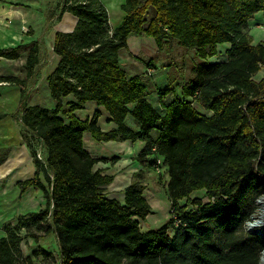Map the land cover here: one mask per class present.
<instances>
[{
  "label": "trees",
  "instance_id": "trees-1",
  "mask_svg": "<svg viewBox=\"0 0 264 264\" xmlns=\"http://www.w3.org/2000/svg\"><path fill=\"white\" fill-rule=\"evenodd\" d=\"M123 10L124 21L112 31L101 0H64L62 13L78 22L72 32L55 35L54 52L61 60L48 77L55 108L27 104L26 83L38 64L37 45L29 52L27 80L0 76V83L23 86L22 136L36 174L19 182L20 193L36 187L46 198L39 211L4 224L0 264H34L21 244L49 234L57 239L58 255L34 251L42 264H261L264 236L249 231L247 224L264 197V79L254 80L264 68V43H252L249 24L264 12V0H126ZM132 35L153 38L167 53L175 42L196 52L202 62L193 69L195 77L183 83V100L160 109L147 99L150 77L127 76L119 52ZM224 44L231 45L228 60L210 62ZM26 48L0 49V58L18 59ZM176 67H168L172 82L160 91V99L184 76L183 70L173 73ZM69 95L76 102L65 107ZM89 101L105 107L117 128L104 132L99 112L79 119L75 111ZM196 103L211 114L198 110ZM128 114L141 124L139 132L126 125ZM86 133L99 142L146 143L139 161L154 171L160 167L158 182L166 185L172 201V217L165 225L153 231L141 228L151 213L143 172L126 189L123 202L105 196L104 187L114 178L94 170L99 160L84 147ZM36 141L47 151L43 160ZM10 151L0 148V166ZM197 191H204V197L192 198Z\"/></svg>",
  "mask_w": 264,
  "mask_h": 264
},
{
  "label": "crops",
  "instance_id": "crops-1",
  "mask_svg": "<svg viewBox=\"0 0 264 264\" xmlns=\"http://www.w3.org/2000/svg\"><path fill=\"white\" fill-rule=\"evenodd\" d=\"M101 2L108 11L109 25L114 31L122 24L127 15L123 10L126 0H101ZM63 4L64 0H0V49L15 48L22 44L27 46L26 51L18 59L0 58V76H12L27 80L26 64L29 52L35 45L40 49L35 74L26 83V88L29 91L27 99L29 107L38 106L53 109L57 105L51 97L48 83V77L55 71L61 60L60 56L54 52L55 35L57 32H72L78 22L72 14L62 13ZM263 25L264 12L257 14L249 24V33L254 45L264 43ZM136 37L135 35L130 36L126 46L119 52L120 62L127 72V76L131 78L148 75L152 81L154 75L159 71V66L167 72L172 63L178 64L183 69L184 76L179 77L175 90L160 99L159 93L166 87L158 84L152 85L150 81L147 99L149 100L150 91L154 93L158 97V106L154 105L160 109L177 99L183 100L185 98L182 90L183 83L195 77L193 69L202 60L195 51L181 47L177 43L178 46H174L169 54L166 51H160L153 38L139 36L143 40H135ZM139 43L149 44L160 54L161 59L157 62L152 60V57L149 59L139 57L138 54H141L137 53L140 51ZM230 47V44L219 46V54L210 58L209 61H227V51ZM150 54L148 56H151ZM262 69L264 68H261L258 73L263 72ZM22 90L23 86L21 85L0 83V114H4V117L0 118V148L11 147L8 159L0 166V238L6 236L3 229L5 223L16 222L19 216L37 212L46 205L44 192L40 188L32 187L21 195L18 185L19 182L31 179L36 174L32 153L22 136V132L25 131L20 110ZM63 102L65 107H69L76 102V99L73 95H69ZM196 104L199 109L204 110L200 104ZM96 112L100 114L98 124L104 132L117 128V125L110 120L111 115L107 109L97 105L95 101L87 102L83 109L75 111V115L81 120H87L92 119ZM80 113L84 115L82 116ZM203 113L211 114L206 110ZM125 123L135 132L141 130V124L131 114L127 115ZM153 136L155 138L159 136L158 130L153 132ZM100 146L105 147L103 153H97ZM84 147L93 158L99 160L94 170L114 178L111 184L104 187L103 192L107 198L123 202L126 189L136 180L137 174L140 172H143L144 196L146 199L150 196L151 189L148 188V184L152 179V174L156 175V172L150 164L139 161V155L146 147L144 141L99 142L91 134L86 133ZM129 148H131V152H127ZM42 157L45 156L42 155ZM198 192H194L191 197L196 198ZM24 241L21 244L23 254L25 257H32V253L36 249H33L31 253L27 252L24 249ZM41 248L55 256L58 254L57 243L50 246L51 250L48 249L47 244Z\"/></svg>",
  "mask_w": 264,
  "mask_h": 264
},
{
  "label": "rangeland",
  "instance_id": "rangeland-1",
  "mask_svg": "<svg viewBox=\"0 0 264 264\" xmlns=\"http://www.w3.org/2000/svg\"><path fill=\"white\" fill-rule=\"evenodd\" d=\"M153 15H154V10L152 9L149 11V13L147 15L148 20H150L153 17ZM135 36H137V35H135ZM144 37L150 38V37H146V36H144ZM136 38L137 39H135V40H138V39L143 40L142 38L140 39L139 36H137ZM174 46H178L176 44V42L172 44V50H173ZM138 47H139L140 51L137 53H141V54H138L139 57L145 58V59H149V57H152V60H155L157 62H158V60L161 59L160 54L157 53L154 50V48L152 49L149 46V44H143V43L140 44L139 43ZM163 52H165V51H163ZM149 54L151 56H148ZM171 65L178 67V68L177 67L174 68L173 73H175V70H183L182 68L179 67L178 64L172 63ZM158 69H159V71H157V74L154 75V77L152 78L151 84L152 85L158 84L159 86H164V87L170 86L171 82H172L170 72L169 71H167V72L163 71L162 70L163 68H161L160 66ZM262 70H264V69H262ZM254 79H257L260 81L263 80L264 79V71L255 75ZM177 83L178 82L176 81L172 84L174 86V88H176ZM149 100L153 104L158 106V103H157L158 97H156L154 93H151V91H150V95H149ZM195 106L197 109H199L198 108L199 106L197 104H195ZM199 110H201V109H199ZM201 111L204 112V110H201ZM80 114L82 116L84 115L83 113H80ZM38 143L39 142L36 141V144H38ZM37 146H38V152H40L43 156L46 157L45 152H47V151H46V149H44L42 144L39 143ZM104 150H105V147L100 146V149L98 150L97 153H100V152L103 153ZM109 152H111V151H109ZM127 152H131V148H129ZM151 158L153 159V156H151ZM155 172H156V175L152 174V177H151L152 179H150L149 184H148L149 185L148 188L151 189V192H150V196H148L147 199H148V202L151 206V213L149 214V216L147 217V219L145 221H141V227H142L143 231L156 230V229L160 228L161 226L165 225L172 217V201L168 195V190L166 188V185H161L158 182L159 171H155ZM160 172L163 176V180L166 183L168 181L167 169H164V167H163ZM196 195H197L196 196L197 198H200V197L202 198V197H204V191H199L198 193H196ZM186 203H187L186 200L181 202L182 205H185ZM257 204H258V207L255 211L256 214L253 216L254 219L251 221V223L256 221V220H259V221L263 222L262 225H260V228H264V197H262L261 199H258ZM247 227L250 228L249 223H248ZM250 230H251V228H250ZM56 243H57V239H56L54 234L43 235L38 242L34 241L32 238H26L24 241V249L27 252L31 253L33 249L39 250L41 248V246H44L47 244L48 249L51 250L50 246L52 244L55 245ZM57 245H58V243H57ZM32 258L34 260V264H42L44 262L42 256L35 257L33 255V253H32ZM261 264H264V262H262Z\"/></svg>",
  "mask_w": 264,
  "mask_h": 264
},
{
  "label": "built area",
  "instance_id": "built-area-1",
  "mask_svg": "<svg viewBox=\"0 0 264 264\" xmlns=\"http://www.w3.org/2000/svg\"><path fill=\"white\" fill-rule=\"evenodd\" d=\"M38 157L41 159V160H43V157H42V154L39 152L38 153ZM159 164H161V160H159L158 161V165ZM156 169L159 171L160 170V167H156ZM253 219H254V217H253ZM262 223L263 222H261V221H259V220H256V221H254V222H249V224H250V228H251V230H250V228L248 227V230L249 231H252V230H255V229H257V232L261 235V236H264V228H260V225H262ZM252 225H255V226H253L252 227ZM247 226H248V224H247ZM262 227V226H261ZM262 259H261V263L262 262H264V251H263V254H262Z\"/></svg>",
  "mask_w": 264,
  "mask_h": 264
},
{
  "label": "water",
  "instance_id": "water-1",
  "mask_svg": "<svg viewBox=\"0 0 264 264\" xmlns=\"http://www.w3.org/2000/svg\"><path fill=\"white\" fill-rule=\"evenodd\" d=\"M255 226V225H252V227Z\"/></svg>",
  "mask_w": 264,
  "mask_h": 264
}]
</instances>
